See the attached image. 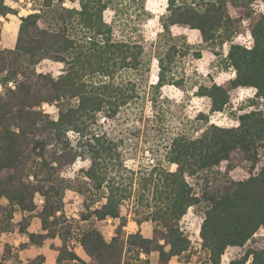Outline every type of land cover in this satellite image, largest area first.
<instances>
[{
  "label": "trees",
  "instance_id": "trees-1",
  "mask_svg": "<svg viewBox=\"0 0 264 264\" xmlns=\"http://www.w3.org/2000/svg\"><path fill=\"white\" fill-rule=\"evenodd\" d=\"M5 1L0 0V18L16 16L18 10ZM23 1L32 4V12L19 18L13 48L2 45L0 20V200L6 201L0 202V236L14 228L19 211L18 231L27 235L20 249L58 239L60 245L51 246L55 264H151L153 254L155 264H169L173 257L187 263L191 241L181 220L192 209L202 218L198 236L205 258L200 264H222L226 250L243 248L264 231V164L257 168L264 154L263 16L251 24V47L231 42L238 22L250 19L254 4L264 0H167L153 44L157 81L149 85V56L134 40L133 23L150 16L147 0H68L69 6L65 0ZM179 26L198 31L205 46L228 44L219 64L234 76L196 86L195 96L209 100L210 114L229 106L233 90L254 94L232 113L236 126L209 124V116L199 114L189 127L167 131L157 149L149 148L147 164L127 168L121 144L104 124L127 108L141 121L146 103L161 110L166 86L184 91L176 68L192 52L185 36L173 32ZM44 61L61 64L59 74L38 71ZM43 105L53 106L56 117ZM77 161L88 166L68 176ZM224 163V171H218ZM241 166L247 178H230ZM69 193L80 199V221H118L110 240L96 228L75 232L64 212ZM36 198L42 200L39 208ZM128 214L137 226L152 224L150 238L139 230L125 233ZM33 217L41 233L27 232ZM72 240L88 262L75 253ZM10 249L5 246L0 264L16 260ZM44 260L38 255L23 264ZM248 261L264 264V247L248 246L227 264Z\"/></svg>",
  "mask_w": 264,
  "mask_h": 264
},
{
  "label": "rangeland",
  "instance_id": "rangeland-1",
  "mask_svg": "<svg viewBox=\"0 0 264 264\" xmlns=\"http://www.w3.org/2000/svg\"><path fill=\"white\" fill-rule=\"evenodd\" d=\"M5 2L12 8H16L18 10V14L16 16L8 15L6 18H0L2 22V45L5 48H13L16 40L19 18L32 12V4L26 3L23 0H19L17 3L10 0H6ZM71 4L72 3L68 0H65L64 5L69 6ZM75 5L77 6L76 3ZM166 7L167 0H147L145 3V9L150 16L147 17V15H143L133 22L137 28V32L134 34V40L143 45L146 55L149 56L150 72L148 75V85L154 84L157 81L158 67L154 58L153 44L156 40L157 33L160 32L159 20L165 13ZM253 10L254 12L250 19H242L238 22L231 41L232 43L245 47H250L252 45L249 30L251 24L259 19L261 15L264 18V4L256 2L253 6ZM104 17L106 21L109 22L112 18V12H106ZM173 32L175 34H183L185 36L187 43L191 46L192 54L193 52H198L200 54V57L196 59L190 53L189 56L180 60L178 63L176 68L177 76L182 78V84L185 88L184 91L175 86H166L161 89V95L166 100L163 103L161 110L155 109L154 111L151 109L150 105L146 103V106L141 114V121H138L137 119L139 116L138 112L133 110V108H127L124 109L114 121L106 122L104 124L105 131L121 144L125 157L124 164L127 168L136 170L140 165L147 164V161L152 158L149 148L157 149V147L161 145L160 139L167 135V131H172L175 128L189 127L193 120L197 121L199 114L208 115L209 124H215L220 127L236 126L237 122L234 120L232 113L246 98L251 97L254 94L252 89L233 90L230 92L229 106L221 113L210 114L209 100L207 98H199L195 96L196 86L198 84H221L234 76V72L223 71L219 64L220 56H225L227 53L228 44L224 43L220 49L205 46L202 44L199 32L188 27H174ZM147 56L146 58H148ZM61 68V64L44 61L38 66V71L50 72L53 75H57L59 74ZM42 109L51 116L56 117V109L53 106L43 105ZM262 110L264 114V105L262 106ZM161 112H163L165 119L160 122L162 119L160 114ZM137 129L139 132L138 137L135 136ZM160 152L161 151H158L157 154L159 155ZM134 154L136 157H134ZM263 164L264 154L260 156L257 168L261 167ZM87 166V161H77L68 171L67 175L72 176L79 169L86 168ZM224 167L225 163L218 168V171L223 172ZM170 170H174V166H171ZM247 176V169L243 166L237 167L229 173V177L237 181L243 180L247 178ZM36 203L39 208L42 204V200H40V198H36ZM80 204V199L76 194L69 193L65 198L64 212L67 219L73 222L76 233L78 230L96 228L105 238H109L114 235V230L118 224L117 220L114 221L107 219L104 221H80ZM126 211L127 209L124 208L123 213L126 214ZM201 221V216L192 209H190L181 220V227L191 241L192 257L187 263H184L181 259H177L175 264H200L201 261L204 260L205 254L200 249V240L198 236ZM18 223L14 224L12 221L14 228L10 232L2 234L3 236L0 239V256L3 255L5 246L11 247L10 252L14 257L15 255L21 256V261L30 260L42 251H46L47 255L53 254L50 247L57 245L58 241H55L57 243L53 241L52 244L50 241L46 242L41 250H33L32 246L20 249V245L23 244L21 241H18V245L16 247L11 244L10 242L17 240L19 238V234H21L18 231ZM125 227H128V230L134 229L136 231V223L132 221L130 214L127 215V225ZM151 229V223H145L141 226L143 235L148 234ZM75 240H72L71 247L75 250V252L77 251L79 254H82ZM50 244L51 246L49 247ZM248 246L256 249L264 247V231L259 230L253 239L243 248H232L226 250L225 254L222 256L221 263L227 264L230 259L243 255ZM155 260V256L152 255L150 257V263L154 264ZM16 261L17 260L11 259L3 264H15ZM249 263L250 262L248 261L246 264ZM44 264H48V262H45Z\"/></svg>",
  "mask_w": 264,
  "mask_h": 264
},
{
  "label": "crops",
  "instance_id": "crops-1",
  "mask_svg": "<svg viewBox=\"0 0 264 264\" xmlns=\"http://www.w3.org/2000/svg\"><path fill=\"white\" fill-rule=\"evenodd\" d=\"M0 202L2 203V204H5L6 203V201L4 200V199H2V200H0ZM22 215L23 214H21L19 211L18 212H15L14 213V217H13V223L15 224H17L20 220H21V217H22ZM130 224V223H129ZM128 224V225H129ZM143 224H145V223H143ZM142 224V225H143ZM146 224H147V222H146ZM31 225H32V227H31ZM141 225V226H142ZM141 226H137V224H136V231H140L141 232V234L143 235V233H142V230H141ZM138 227V228H137ZM125 230V233L126 234H131V233H135L136 231L134 230V229H132V230H128V227H123ZM17 231V230H16ZM16 231H14V232H16ZM151 231H152V229H151ZM151 231L148 233V234H146V235H143L144 237H147V238H150L151 237ZM27 232L28 233H41V225H40V221L36 218V217H33L32 218V221L30 222V225L27 227ZM2 236L3 235H1L0 236V239L2 238ZM112 237V236H111ZM111 237H109V238H105L106 240H110V238ZM18 241H21L22 243H25V242H27V235H25V234H19V238L17 239V240H14L13 242H10L11 244H13L15 247L18 245ZM48 241H50L51 242V244H52V242L54 241H58V244L57 245H55V246H58V245H60V242H59V240L58 239H54V240H46L45 242H44V244L46 243V242H48ZM55 243H57V242H55ZM43 244V245H44ZM51 244L49 245V247L51 246ZM79 246V245H78ZM32 248H33V250H36V249H38V250H41V248H43V246L42 247H35V246H32ZM79 248H80V246H79ZM50 249H51V247H50ZM52 250V249H51ZM75 251V250H74ZM80 251H81V253L82 254H79L77 251L75 252L82 260H84L85 262H88L89 261V258L82 252V250H81V248H80ZM43 253V254H42ZM52 253L53 254H50V255H47V252L46 251H42V252H40V253H38V254H36L34 257H36V256H38V255H43L44 256V258H45V260H44V263L46 262H48V264H55V258H56V252L55 251H53L52 250ZM52 255V256H51ZM154 256H155V259H156V255L155 254H153ZM34 257H32V258H34ZM141 257H143V256H141ZM31 258V259H32ZM177 259H179V258H177V257H173L171 260H170V262H169V264H175L176 263V261H177ZM16 263L15 264H19V263H25V262H27L28 260H24V261H21L22 260V258H21V256H17V258H16ZM0 261H1V256H0ZM7 262V261H6ZM155 262H156V260H155ZM5 263V262H4ZM43 263V264H44ZM155 264V263H154Z\"/></svg>",
  "mask_w": 264,
  "mask_h": 264
},
{
  "label": "built area",
  "instance_id": "built-area-1",
  "mask_svg": "<svg viewBox=\"0 0 264 264\" xmlns=\"http://www.w3.org/2000/svg\"><path fill=\"white\" fill-rule=\"evenodd\" d=\"M251 47V46H250ZM249 48V47H248Z\"/></svg>",
  "mask_w": 264,
  "mask_h": 264
}]
</instances>
